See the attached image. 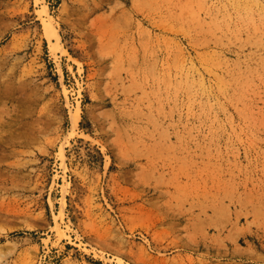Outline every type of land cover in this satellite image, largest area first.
Returning a JSON list of instances; mask_svg holds the SVG:
<instances>
[{
    "label": "rangeland",
    "instance_id": "374dc122",
    "mask_svg": "<svg viewBox=\"0 0 264 264\" xmlns=\"http://www.w3.org/2000/svg\"><path fill=\"white\" fill-rule=\"evenodd\" d=\"M0 264H264V0H0Z\"/></svg>",
    "mask_w": 264,
    "mask_h": 264
},
{
    "label": "bare ground",
    "instance_id": "6f19581e",
    "mask_svg": "<svg viewBox=\"0 0 264 264\" xmlns=\"http://www.w3.org/2000/svg\"><path fill=\"white\" fill-rule=\"evenodd\" d=\"M52 26V25H51ZM51 28V27H50ZM53 29V28H52ZM51 29V30H52ZM54 33V34H53ZM48 35H50V33L48 32ZM51 36H53V37H48L49 38V42H50V44L51 45H53V44H57V43H54V39H52V38H55L56 39V41H60V38H59V36L57 35V34H55V32H54V30H52V33H51ZM54 45V46H55ZM52 49H53V51L55 52L56 51V48H54L53 46H52ZM78 109H79V106H78ZM80 110V109H79ZM79 113V112H78ZM77 118H78V116H77ZM77 121V120H76ZM77 123V122H76Z\"/></svg>",
    "mask_w": 264,
    "mask_h": 264
}]
</instances>
